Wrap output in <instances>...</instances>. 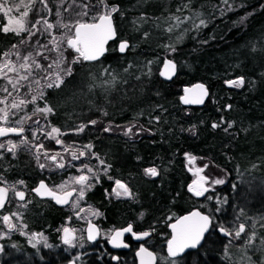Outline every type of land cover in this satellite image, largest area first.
<instances>
[{
  "label": "trees",
  "instance_id": "obj_1",
  "mask_svg": "<svg viewBox=\"0 0 264 264\" xmlns=\"http://www.w3.org/2000/svg\"><path fill=\"white\" fill-rule=\"evenodd\" d=\"M20 1L3 2L6 9L12 7L13 11L21 3L29 7L26 28H32L37 19L53 25L95 21L93 17L104 11L100 0H46L47 7L41 0ZM84 3L89 5L88 15L81 17L73 10L79 7L82 12L80 6ZM104 3L118 8L114 13L116 27L119 38L130 41L129 51L119 54L114 40L103 59L76 61L79 54L66 45L60 67L49 69L59 71L63 83L58 88H47L41 81L39 86L43 92L41 104L53 109L43 113L45 122L61 130L63 143L71 146V151H76L73 148L77 142L92 145L86 152L88 157L67 164L62 176L80 174L85 165L91 167L95 176L83 171L89 174L92 185L86 191L84 203L100 211L99 221L107 227L134 222L139 228L152 230L164 246L171 221L194 208L208 213L213 229L202 246L175 259L168 258L162 249L165 264H264V1ZM8 13L0 12V27L6 26ZM201 20L205 25L197 27ZM36 28L40 31L30 40L28 32L17 35L0 31V61L4 52L12 53L11 60L19 63L16 51L23 57L29 52L35 55L39 45L52 49L43 23ZM63 29L54 27L58 33ZM47 49L40 48L46 60L37 57L45 68L54 55ZM165 55L178 66L172 81L160 76ZM69 68L71 75H65L64 70ZM43 76L46 75L42 71L34 70V80ZM241 76L245 79L242 87L225 83ZM199 80L208 86L209 98L201 107L183 106L179 101L183 86ZM5 83L0 80V86ZM27 87L26 83L24 88ZM30 121L23 123L24 132L17 136L19 139L24 135L28 141L32 136ZM131 123L140 124L144 130L131 138L106 130ZM213 124L219 126L214 128ZM81 125L86 127L77 131ZM32 153L26 142L14 152L0 148V173L10 185L23 181L21 185L30 188L41 178L51 182L47 173L38 168ZM186 154L205 158L224 171L225 183L207 195H195L189 189L192 178ZM99 160L105 163L102 165ZM107 165L110 167L106 169ZM152 167L158 175L145 173ZM115 180L127 184L133 196H112ZM59 216L56 210L38 212L39 220L52 226ZM241 224L245 231L235 238L234 231ZM219 226L229 230L231 237H222L216 229ZM54 235L52 245L57 248ZM229 240H233L231 245L227 244ZM26 249L17 257L4 258L2 264H68L75 257L69 250L66 256L52 253L40 262L31 248Z\"/></svg>",
  "mask_w": 264,
  "mask_h": 264
},
{
  "label": "snow or ice",
  "instance_id": "obj_2",
  "mask_svg": "<svg viewBox=\"0 0 264 264\" xmlns=\"http://www.w3.org/2000/svg\"><path fill=\"white\" fill-rule=\"evenodd\" d=\"M42 3L45 4V7H47L46 0H41ZM226 2V0H225ZM100 6L104 11L99 14L96 17H93V19L97 20V23H85L81 22V20H76L75 23H60L58 25H53L52 23H49L47 20H42V19H37L35 23L32 24V28H26L24 21L28 17V11H24L23 13H20L19 17L13 21L12 18H9L7 21L8 25H14L12 27L9 26H2L0 27V31H3L4 33L8 32H13L17 35H19L21 32H28V39L30 40L32 36L36 35V32L40 31L39 28H36V25H39L43 23L44 25V31L50 32L51 29H53L56 26L62 27L66 30L65 33V39L63 41L58 40L55 36H53L50 40V43L54 46L53 49H47V45H39V41H37V45L39 47L37 48L35 55H33L32 52H29L27 55L21 57L20 53L16 51L14 54L17 56L19 63L14 62L11 60V54L10 52H4L2 55L4 59L0 61V80L6 81V83L3 86H0V92L4 93L3 99H0V104L5 105V107L0 108V120L7 121L9 117V112L12 109L16 110H23V107L26 106L28 103H35L37 99H43V92L40 90L38 87L35 90V94L31 96L30 100H25L23 98H19V92L20 89L25 87V84L27 83L29 86V91H33L31 89V83L34 82L38 86L40 85L39 80H34L33 78V73L34 70L39 69L42 72L48 73V75L42 77V79L45 80L46 82V87L47 88H52V87H60V85L63 83V77L61 76L60 72H49V69H52L53 66L56 68L60 67V64L64 60L63 56V51L61 50V44L66 42L69 47L74 49L79 55L76 58V61L79 59H83L85 61H91V60H96L99 58L100 55H103L105 49H104V44L108 39H111L115 35L114 28L112 26V20L111 16L113 13L118 11V8L113 6V7H108L105 3L104 0H100ZM21 5H15V9L17 12H19V8ZM24 7H27V5H24ZM83 11L78 13L79 16H87L88 12L87 9L89 5L87 3H84L80 6ZM95 7V6H93ZM67 10V9H66ZM13 8L8 7L7 9L5 8V3L3 0H0V12H12ZM49 11H51L49 9ZM57 15H60L58 12ZM179 17H176V20L179 22ZM185 19H188V17H185ZM200 25H205V21L201 20L200 24L197 25L199 27ZM35 29V31H33ZM171 31V29H169ZM68 33H73L72 35H68ZM25 42V41H22ZM13 49H16V45L12 46ZM40 48L47 49L48 51H56L59 53V56L57 59L53 60L51 63L47 65V68H45L43 65L39 63L37 60V57H40L41 59H47V57L44 55L43 51H40ZM128 48V43L126 41L121 42L119 46V51L124 52ZM174 51V49H173ZM73 61V62H76ZM169 66L174 69L175 65L173 64L172 61H167L165 64V68L168 69ZM65 75H71V69L64 70ZM225 83L229 86H235V87H242L245 83V79L243 76L238 77L233 80H227ZM11 88V91L9 90ZM196 89H200V93L197 94L195 98H189L188 96L182 97V100L185 104H190V103H203V96L207 95V90L204 88L203 85H196ZM193 90L191 89H185V92H191ZM16 92L17 93V98L13 99L11 104L8 103V97L12 96V93ZM228 108L231 107V105L227 106ZM36 112H41V113H49L52 112L53 109L45 105L43 108H37L35 110ZM35 114V113H34ZM15 115V113H13ZM31 119L30 116H25L22 117L17 123L19 125H23V123ZM156 119H159L158 117ZM38 123V122H37ZM91 124H95L96 121H90ZM214 128L218 127L219 125L213 124L212 125ZM84 127L86 125H81L77 131H83ZM135 127V125H131L126 128L125 130V135H128L132 133V129ZM231 127V124L229 125ZM110 130V129H106ZM227 131V129H225ZM9 132H16V133H23L24 128L17 127V128H3L0 127V136H4ZM35 136V133H33ZM46 135L48 137H51L53 139H56L57 144H63V141L58 139L57 137L61 135V130L56 127H52L51 131L47 132ZM26 138L21 141V143H25ZM10 147L8 148L9 151H15L17 145L9 142ZM4 144H0V148H4ZM36 147V152L40 153L41 150H43V144H38L35 146ZM89 151L92 148V145H86L85 146ZM71 146L68 148H65V151H69L70 155L72 156L73 159H79L81 156L86 155L84 151H80L79 155H77L76 151H71L70 150ZM43 155L53 161L57 162L58 157L60 156V153H56L53 155H48L47 151H43ZM37 160H39V155H37ZM100 164H104L105 162L103 160H99ZM57 166L60 168H63L65 165L63 162H58ZM207 165H205L206 167ZM41 168L45 167V165L41 164ZM110 167V165L106 166ZM105 169V170H106ZM86 171L88 173H91L93 176L96 174L93 173L91 168H88L87 165L84 166V169H82V172ZM145 173L151 176H156L158 175V171L155 167L148 168L145 170ZM90 177L89 175H79L77 177L72 178V182L80 185V190L78 191L77 195L79 198H83L85 195V189L90 188L92 185L88 183ZM98 179V177H97ZM202 180L206 178H201ZM0 180H2V177H0ZM224 181L222 180H215L214 183L216 184H221ZM20 184H23V181H19ZM115 187L113 188V194L116 197H132L133 192L131 189L128 187L127 184L123 183L121 180H115L114 181ZM61 189L65 187V185H60L59 186ZM190 190L195 193L197 196H201L204 194V191H207L206 188H203L202 190H197L196 188H191ZM34 193H36L39 196H51L53 197L58 203H67V196H71L72 193H68L67 196L61 197L56 194L53 190L49 189L47 185L41 181L39 185L32 189ZM75 191V189L73 190ZM15 195L19 197L21 201L25 199V192L23 191H18L15 192ZM8 196V188L6 187H0V208H3L5 206V201L7 200ZM78 203V201H77ZM93 215H100V213L94 212ZM193 218H196L195 220ZM11 215H5L3 216V220L8 223V226L10 228L15 227L11 223ZM211 223V219L209 216L202 215L199 212H193L190 214V216H185L182 217L177 224L172 225L173 229L176 231V235L173 236L172 241L169 242V253L172 256H176L178 252H181L184 250L186 247H195L197 243H199V240L202 238V235L205 231L208 229V225ZM26 227V225H25ZM64 243L66 244H72V241L75 239L73 230L69 228H64ZM94 231H95V226H90L88 229V239H95L94 236ZM123 231H128L131 232L132 228L131 225L128 226V228L124 229ZM221 232H226L224 228L220 229ZM245 231V225L241 224L239 226V229L235 232V236L239 237L241 233ZM228 235H232V233H227ZM122 235L121 231H117L115 236L112 237L113 243L115 244L118 238ZM142 235H148V233H143ZM255 234H253L254 236ZM39 237L40 239H43L46 241V237L43 236L42 233L34 234L33 238ZM117 246H119L117 244ZM50 247V245H49ZM0 251H2V246H0ZM142 252L146 251L145 249H141ZM148 256L150 259L146 262V264H152L151 260V253H148Z\"/></svg>",
  "mask_w": 264,
  "mask_h": 264
},
{
  "label": "rangeland",
  "instance_id": "obj_3",
  "mask_svg": "<svg viewBox=\"0 0 264 264\" xmlns=\"http://www.w3.org/2000/svg\"><path fill=\"white\" fill-rule=\"evenodd\" d=\"M6 1H8V0H6ZM23 4L24 3L19 4V5H21L20 8H23V9L19 8L20 9L19 12H17V11H12V12H9V13L7 12L8 13L7 14V21H8L9 18H12L13 21H15V19H17L19 17L20 13H23L24 11H29L28 10L29 7L28 6L24 7ZM73 11L74 12L77 11V15H78V13H80L81 10H80L79 7H75ZM27 20H28V17L24 21L25 27H27ZM82 21L83 20H81V22ZM83 22H86V21H83ZM6 26L12 27L14 25H8L6 23ZM65 33H66L65 29H63L62 32L58 33L56 31H54V28H53L49 32V39L51 40V38L53 36H55L58 40L63 41L65 39ZM72 34L73 33H68V35H72ZM66 45H67L66 42L61 44V50L62 51L64 49V46H66ZM53 48H54V46L52 47V49ZM53 52H54V55H53V58L50 59L51 61L57 59L58 56H59L58 52H56V51H53ZM63 56H64V53H63ZM76 57H78V55ZM165 57H166V55L164 56V58ZM12 61H14V60H12ZM14 62H16V61H14ZM43 73L45 75H48L46 72H43ZM52 73H54L53 70H52ZM39 81L40 82L42 81L41 83H45L46 84L45 80L42 79V77H41V80H39ZM41 83H40L39 86H41ZM32 85L33 84L31 83V89L33 91H29L28 84H27V86H28L27 88L20 89L19 98H23L25 100H30L31 96L33 94H35V90L39 87L37 84H36L37 87H33ZM9 90L11 91L10 88H9ZM4 95H5L4 93L0 92V99H3ZM16 98H17V93L13 92L12 96L8 97V103L11 104L13 99H16ZM3 107H5V105L0 104V108H3ZM43 107H45V105L41 104V99L38 98L37 101L34 104L33 103L26 104V106L23 107V110L12 109L9 112V117H8V120L6 122L3 121V120H0V127H3V128H8V127L17 128V127H21L22 125H19L17 123V121H19L22 117H25V116H30L31 117V119H28V120L29 121L31 120L29 122V124H30L29 128H32V136L28 139V141H26V144L32 149V151H33L32 155L35 158L37 166H39L38 168H40L42 171L44 170L47 173L48 177L51 180V182H49L50 186L53 187V189L58 190L62 195H65L67 193H72V195L70 196V198H69V200H68V202H67V204L65 206L67 211L70 212L69 216L67 217L66 222L64 224H62V226L57 229V232H59V239H61L60 242L62 243V245L66 246L67 250H70V251L74 250V249L76 250V248L82 246V239L84 238V230H85V225H86L87 221L88 220L99 221L100 217H101V213L95 207H92L91 205H86L84 203L85 195H84L83 198H79L78 197L77 193L80 190L81 186L72 182V178H74V177H77V176L82 175V174H85V175H89V174L82 172L80 174L77 173L75 175L73 174V175H69L67 177L62 176V173L65 172L64 170L66 168V165L67 164L68 165L71 164V162L74 163L78 159H73L72 156L70 155V153L68 151H65V148H68L67 145H65L64 143L63 144H57L56 143V139H53V138L48 137L46 135L47 132L51 131L52 126H50V124H47L45 122V119H44L45 116L43 115V113L35 111L37 108H43ZM13 113H15V115H13ZM131 125H135V127H133V129H132V133H130L128 135H125L126 128L131 126ZM108 129H110L111 131H116V132L122 133L124 136L130 137V138L134 137V136H137L138 134L141 133V131L144 130L140 126V124H136V123H134V124L131 123V124L123 125V126H112V127L110 126V127H108ZM33 133H35V136L33 135ZM62 135H63V133L61 132V135H59L57 138L62 140V138H61ZM24 139H25L24 135L20 139L17 136H10V137H6V138H2L0 140V144H4L5 145V149H8L10 147L9 142H12V143L16 144L17 147H18L21 144V141L24 140ZM26 140H27V138H26ZM50 140H52V141H50ZM50 142H54V144L52 143L53 144L52 145ZM38 144H43V150H41L40 153L36 152V147L35 146L38 145ZM86 145L87 144H84L82 146V145H80V143L77 142V144L74 145L73 150H76L77 155H79L80 151H84L86 153L87 151H89L85 147ZM51 147H53L54 149L51 148ZM44 150L47 151L48 155H53V154H56V153H60V156L58 157V161L57 162H53V161L47 159L43 155V151ZM37 155H39V160H37ZM87 157H88L87 155H84V156H81L79 159L87 158ZM185 158H186V160H185L186 161V166L191 172V178H192L191 180L192 181L193 180H199L200 181V177L206 178V179L203 180V182H205V185H206V188H207V191H206L205 195L209 194L212 191H215V189L218 188V186L222 185L227 180V175L225 174V172L220 170L216 166L211 165L209 163V161L206 160L205 158L197 157V156H194L192 154H186ZM58 162H63L65 166L63 168L58 167L57 166ZM41 164L45 165V167L41 168L40 167ZM205 165H207V166L205 167ZM88 168H91V167H88ZM81 169H82V167H81ZM81 169L79 167V170H81ZM2 175L3 174L0 173V177H2V179H4ZM217 179L222 180L224 182L221 183V184L214 183V181L217 180ZM89 181H90V179H89ZM89 181H88V183L90 184ZM2 182H4V181H2ZM0 184H1V182H0ZM4 184L7 185V187H8V182H4ZM60 185H65V187L61 189L59 187ZM9 187L12 189V191H15L17 189L22 188V185L20 183L19 184H15V185H10L9 184ZM114 187H115V185H114ZM190 187L191 188H195V187H192V186L189 185V189H190ZM74 189H75V191H73ZM88 189L89 188L85 189V194H86V191ZM197 190H199V189H197ZM111 195L116 197L113 194V189H112ZM13 198H14V196H13ZM116 198H129V197H116ZM77 201H78V203H77ZM23 207H24V205H21V204L20 205L16 204V205H12L11 206L12 210H10L11 212H10L9 215H11V217H12L11 222H13L14 225H15V227H13V228H10L8 226V223L3 220V216H5V215H1L0 216V239L13 238L12 234L15 233V232H19L27 239V241L29 242L30 245L32 244L33 246H35V245H42L45 242H46V244L49 243V241L47 239L45 241L43 239H40L38 236L36 238H33L34 234L31 233V232H28L26 230L24 222L22 224ZM97 211L100 213V215H93V213L97 212ZM64 228H69V229L73 230L75 239L72 241V244L64 243V239H63V237H64L63 229ZM238 229H236L234 231L233 236L235 238H239V237L242 236V233H241V235L239 237L235 236V232ZM112 230L113 229L104 230L102 232V235L103 236H108V235H110ZM248 241L249 242L251 241L250 238H249ZM231 242H233V240L227 241V244L231 245ZM74 259H75V257L71 258L70 260H74ZM163 264H165V263L163 262Z\"/></svg>",
  "mask_w": 264,
  "mask_h": 264
},
{
  "label": "flooded vegetation",
  "instance_id": "obj_4",
  "mask_svg": "<svg viewBox=\"0 0 264 264\" xmlns=\"http://www.w3.org/2000/svg\"><path fill=\"white\" fill-rule=\"evenodd\" d=\"M11 128V127H8ZM12 135L3 136L0 138H6L10 137ZM4 179L0 180L1 184L0 187H6L8 188V196L7 200L5 201V206L0 209V216L1 215H9L12 205H24L23 212H22V224L24 222V225H26V230L28 232H31L33 234L42 233L44 237L47 238L49 243L46 244V242L42 245H30L27 239L19 232H15L12 234L13 238L8 239H0V246H2V251H0V264L3 263V259L6 257H17L21 254V252L27 251L26 248L32 249V255L39 257V261H45L46 258L51 257V254H61L63 253L65 256L67 255L68 251L66 246L62 245L60 242L61 239H59V232H57V229L62 226L67 220V217L69 216L67 214L66 204L67 203H58L55 201L53 197H40L36 193L32 191L39 182L45 181L47 186L59 194L62 195L58 190L53 189V187L50 186V183L47 179H38V181L31 186L30 188H27L25 186H22V188L17 189L15 191H12V189L4 184L6 181V177L4 174L2 175ZM4 181V182H2ZM24 187V188H23ZM23 191L25 192V199L21 201L18 196L15 195V192ZM14 196V198H13ZM70 198V197H69ZM69 200V199H68ZM50 210H56L59 212L60 216L57 218V223L54 224V226L51 225V223L42 222L38 218V212L41 211L43 214H46L47 212H50ZM89 221V220H88ZM88 221L85 225L84 230V238L82 239V246L76 248V250H71L73 254L75 255L74 260H69L68 264H138V260L136 257L137 250L142 246H146V248L153 251L156 255V263L155 264H163L162 261V252L160 253V250L164 249L165 246L163 242L160 239H156V236L154 235V232L149 229H142L139 228L134 222H129L124 224V226H116V227H107L100 221H93L95 222L100 230V236L99 239L96 241H89L86 235V227L88 224ZM13 225L14 223L11 222ZM129 225H131L132 231L127 232L122 237V243L121 247L115 248L112 247L109 243V239L113 233V230L116 229H125ZM13 228V227H12ZM112 230L110 235L103 236L102 232L104 230ZM213 229V226H212ZM211 229V230H212ZM217 229V228H216ZM149 231L151 234L146 237L144 240H140L137 238L138 233ZM53 233L55 240L57 241V248H53L54 244L52 242L53 239ZM50 245V247H49ZM166 253V251H165ZM168 257V255H167ZM170 258V257H168ZM62 260V259H55L54 261Z\"/></svg>",
  "mask_w": 264,
  "mask_h": 264
},
{
  "label": "water",
  "instance_id": "obj_5",
  "mask_svg": "<svg viewBox=\"0 0 264 264\" xmlns=\"http://www.w3.org/2000/svg\"><path fill=\"white\" fill-rule=\"evenodd\" d=\"M263 1H264V0H263ZM111 20H112V26H113L114 31H115V35H114L111 39H108V40L105 42V44H104V49H105V51H104L103 55H100L99 58L96 59V60H91V61H88V62H95V61H99V60L103 59L104 56L109 52L110 43L113 42L114 40H115V41L117 40L116 50H117V52H118L119 54L124 55L125 53H127V52L129 51V49H130V47H131V43H130V41H129L128 39L119 38L118 30H117L116 23H115V16H114V13H113L112 16H111ZM82 22H83V21H82ZM97 22H98V21L95 20V21H92V22H91V21H86L85 23H97ZM124 41H126V42L128 43V48H127L124 52H120V51H119V46H120L121 42H124ZM70 48H71V47H70ZM71 49H72V48H71ZM72 50H73V52H76L74 49H72ZM76 53H77V52H76ZM167 61H172L173 64L175 65V68L172 69V68L169 66V68L166 69V68H165V64H166ZM177 74H178V66H177V63L175 62L174 59H172V58L166 56V57L163 59L162 66H161V68H160V76H161V78H162L163 80H165V81H168V80H169V81H172V80L177 76ZM196 85H203L204 88L207 90V95L203 96V103H190V104H185V103L183 102V100H182V97L188 96L189 98H195V97L197 96V94L200 93V89H196V88H195ZM185 89H191V90H193V91L186 93V92H185ZM207 98H209V88H208V86L206 85V83H204V82H202V81L199 80V81L194 82V83H192V84H188V85L183 86V88H182V92H181V94H180V96H179V101H180V103H181L183 106H185V107H190V106H200V107H201V106L205 103V101L207 100ZM21 134H22V133L9 132V133H7V134L4 135V136H7V135L20 136ZM1 137H3V136H0V138H1ZM201 178H202V177H200V181H199V180H193V181H191V182H190V186L195 187V188H197V189H199V190H202L203 188H206L205 182H203V180H202ZM43 182L46 184L45 181H43ZM39 183H40V182H39ZM38 185H39V184H38ZM38 185H37V186H38ZM46 185H47V184H46ZM37 186H36V187H37ZM36 187H35V188H36ZM47 187H48V186H47ZM48 188H49V187H48ZM49 189H50V188H49ZM206 189H207V188H206ZM193 193H194V192H193ZM56 194H57V193H56ZM67 194H68V193H67ZM67 194H65L64 196H61V197H65V196H67ZM205 194H206V191H204V194L201 195V196H204ZM57 195L60 196L59 194H57ZM40 197H42V196H40ZM43 197H48V196H43ZM49 197H50V196H49ZM69 197H70V196H67V201H68ZM55 201H56V200H55ZM0 209H1V208H0ZM193 212H199V213H201L202 215L209 216L210 219H211V223L208 225V229H207V231H205V232L203 233L202 238L199 240V243H197V244L195 245V247H191V246L186 247V248H184L183 251L178 252V254H177L176 256H172V255L169 253V242L172 241L173 236L176 235V231L173 229L172 225L177 224V222H178L182 217L190 216V214L193 213ZM193 219L195 220L196 218H193ZM212 225H213L212 217H211L208 213H206V212L200 210L199 208H194V209H192L191 211L185 212L184 214L178 216L175 220L171 221V222L168 224V230H169V232H170V236H169V238L167 239V241L165 242V251H166V255H168V257L174 259V258L182 257L183 255H185V254H186L187 252H189V251L197 250V249L200 248V247L202 246V244L204 243V240H205L206 236L209 234V232H210L211 229H212ZM90 226H95V231H94V233H93L94 236H95V239H88V240H89V241H96V240L99 239L98 237L100 236V230H99V227H98V225H97L95 222L89 220V221H88V224H87V227H86V235H87V238H88V229H89ZM127 228H128V227H127ZM221 228H224V227H222V226L217 227V232H218L222 237H224V238H230L231 235H228V234H227V233H230V231H227V229L224 228V229L226 230V232H221V231H220ZM125 229H126V228H125ZM123 230H124V229H116V230H113V233H112V235H111V237H110V239H109V243H110V245H111L112 247H115V248L121 247L122 237H124L123 235L126 234V233L128 232V231H123ZM117 231H121V232H122V235L118 238V240H117L116 243L114 244V243H113V240H112V237L115 236V234H116ZM143 233H144V232H142V233H138V234L136 235L137 238L140 239V240H144L146 237H148V236L151 234L149 231H146V232H145V233H148V235H146V236H145V235H142ZM117 244H118L119 246H117ZM141 249H145L146 251L142 252ZM148 253H151V254H152V256H151L152 264H155V263H156V255H155V253H154L153 251H151L150 249L146 248V246L142 245V246L137 250V252H136V257H137V260H138V264H146V262L150 259V257L148 256Z\"/></svg>",
  "mask_w": 264,
  "mask_h": 264
},
{
  "label": "bare ground",
  "instance_id": "obj_6",
  "mask_svg": "<svg viewBox=\"0 0 264 264\" xmlns=\"http://www.w3.org/2000/svg\"><path fill=\"white\" fill-rule=\"evenodd\" d=\"M213 220V219H212Z\"/></svg>",
  "mask_w": 264,
  "mask_h": 264
}]
</instances>
